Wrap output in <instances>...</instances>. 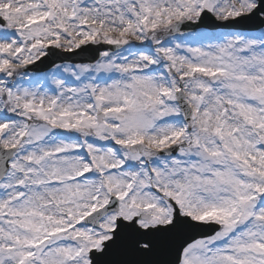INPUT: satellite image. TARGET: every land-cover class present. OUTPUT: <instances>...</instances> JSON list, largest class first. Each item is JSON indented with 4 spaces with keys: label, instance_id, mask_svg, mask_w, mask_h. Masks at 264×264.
Here are the masks:
<instances>
[{
    "label": "snow or ice",
    "instance_id": "1",
    "mask_svg": "<svg viewBox=\"0 0 264 264\" xmlns=\"http://www.w3.org/2000/svg\"><path fill=\"white\" fill-rule=\"evenodd\" d=\"M0 264H264V0H0Z\"/></svg>",
    "mask_w": 264,
    "mask_h": 264
},
{
    "label": "water",
    "instance_id": "2",
    "mask_svg": "<svg viewBox=\"0 0 264 264\" xmlns=\"http://www.w3.org/2000/svg\"><path fill=\"white\" fill-rule=\"evenodd\" d=\"M90 53V52H89ZM90 55H91V53H90ZM84 58V55H81L79 58H77V59H83Z\"/></svg>",
    "mask_w": 264,
    "mask_h": 264
}]
</instances>
